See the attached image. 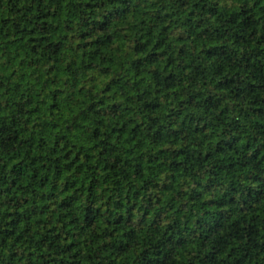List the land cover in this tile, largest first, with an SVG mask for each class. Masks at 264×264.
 Returning a JSON list of instances; mask_svg holds the SVG:
<instances>
[{
    "label": "trees",
    "instance_id": "16d2710c",
    "mask_svg": "<svg viewBox=\"0 0 264 264\" xmlns=\"http://www.w3.org/2000/svg\"><path fill=\"white\" fill-rule=\"evenodd\" d=\"M0 264H264V0H0Z\"/></svg>",
    "mask_w": 264,
    "mask_h": 264
}]
</instances>
